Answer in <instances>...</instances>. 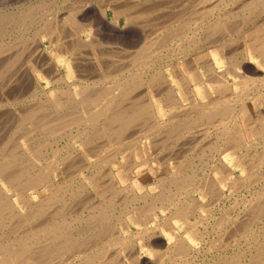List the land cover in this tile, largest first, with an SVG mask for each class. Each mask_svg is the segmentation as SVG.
<instances>
[{"label":"bare ground","instance_id":"obj_1","mask_svg":"<svg viewBox=\"0 0 264 264\" xmlns=\"http://www.w3.org/2000/svg\"><path fill=\"white\" fill-rule=\"evenodd\" d=\"M149 1L0 8V264H264V0Z\"/></svg>","mask_w":264,"mask_h":264},{"label":"rangeland","instance_id":"obj_2","mask_svg":"<svg viewBox=\"0 0 264 264\" xmlns=\"http://www.w3.org/2000/svg\"><path fill=\"white\" fill-rule=\"evenodd\" d=\"M34 0H0V8H5V9H16L17 7H20V6H22V5H27V4H29V3H31V2H33ZM155 4V2H156V4L158 5V4H163L164 6L166 5H170L169 3H166V2H164L163 0L161 1V0H150L149 2H148V4L149 5H154L153 3ZM163 2V3H162ZM178 3H177V5H179V4H181V2L182 1H177ZM151 3V4H150ZM165 3V4H164ZM183 3V2H182ZM234 5H235V3H234ZM162 9V8H161ZM158 10V12L156 13V16L157 15H160V11H161V13L163 12L162 10ZM89 10H96V7L93 5V4H91L90 5V7H89ZM65 12V10L63 11L62 10V12H61V14H63ZM111 18H112V15H109V17H108V19H106V22H107V27H111L112 29H114V31H117V33L118 32H120V31H122L120 28H118V27H114L113 28V26H111V24H110V20H111ZM120 26L121 27H123L124 26V23L122 22L121 24H120ZM118 28V29H117ZM135 48H129V50H134ZM216 160H212V163H214ZM259 170L260 171H263L264 170V165H262V167L261 168H259ZM241 175H244V174H241ZM153 179V180H152ZM140 181L141 182H143V183H145V184H149V189L152 191V192H156V188H155V186L154 185H152L153 184V182H154V178H148V177H141L140 178ZM151 182H152V184H151ZM151 184V185H150ZM254 187H255V189L256 188H258V183L256 182V183H254L253 184V186L251 187V190H249V189H246V188H244V190H242V193L243 194H248V195H250V192L251 191H254ZM253 188V189H252ZM247 190V191H246ZM140 191L142 192V191H144V188H140ZM248 191H250V192H248ZM242 194V195H243ZM234 198H231L230 200H228V201H226V205H227V207H229V206H231V204H233L234 203ZM232 202V203H231ZM228 203V204H227ZM226 207V208H227ZM244 208H243V206L242 207H240V210H243ZM198 225L200 226H202V224H200V223H198ZM200 226V227H201ZM217 235H215V237H216ZM207 246V245H206ZM207 249V248H206ZM204 253V252H203ZM201 254L200 255V257H199V259H200V261L201 262H199V264H204L205 262L204 261H206L209 257H211V255H210V252L208 251V252H206V254L204 253V254ZM213 253V252H212ZM207 254H209L208 256V258L206 257V259L205 258H203L202 259V257H204L205 255H207Z\"/></svg>","mask_w":264,"mask_h":264}]
</instances>
